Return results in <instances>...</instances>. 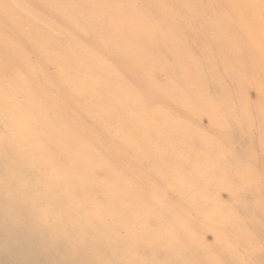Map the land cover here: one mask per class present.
I'll return each instance as SVG.
<instances>
[{
	"label": "bare ground",
	"instance_id": "bare-ground-1",
	"mask_svg": "<svg viewBox=\"0 0 264 264\" xmlns=\"http://www.w3.org/2000/svg\"><path fill=\"white\" fill-rule=\"evenodd\" d=\"M41 1L46 3L47 8L56 15H60L63 11H66L65 5L60 1L57 2V8L54 11H52L53 8L51 5L57 0ZM63 1L66 3L71 0ZM73 1L75 2V5L72 7L73 16L63 20L64 23L62 21H60L61 23H53L50 19L52 16L49 17L45 11L39 9V6L37 7L36 5H30L28 3L32 2V0H28V2L26 0H0V123L3 121L1 117L4 113L11 117V122L10 120L7 121L8 127L5 126L3 128L2 124H0V238L1 240L11 241L14 234L20 239L23 238V243L26 241L30 243V246L32 244L33 246L31 247L37 250L32 253V249L30 250L29 248L31 251L29 253V251H26V246L22 245L20 240V245L24 247L20 246L22 251L19 253L27 259V264H130L128 260L131 258H126L125 254L126 251L129 252V250L133 249H127L124 246L125 240L124 242L120 241L118 235L120 230L129 232L130 234L133 233L135 228H138L134 223L143 222L144 220V217L138 218L137 214L133 212L141 207L150 208L151 205L147 203L146 206L145 201L141 203L143 194L142 187L136 186L132 183L133 181H122V188H125L128 192L123 190L120 194H117L113 189L102 186L101 182L95 180L96 172L92 167V161L89 160L92 157L89 136L76 134L82 129V133L88 131V134L91 135L92 128L86 124L80 128V125L74 119L82 115L89 118L93 117L97 122L98 128L105 135H108V133L116 135L118 133L131 136L133 141H127L128 144H132L133 147L139 145L142 149V154L146 155L144 157H150L148 163L152 161L157 163L155 168L159 173L165 170L166 165L158 157L157 150L154 152L152 149L153 146L155 147L157 141L162 140L164 142L165 145L159 144L160 147H172L174 149L172 155L174 156L180 152L177 145L184 144L186 140L191 143L193 139L192 137L188 139L184 138L183 134L176 131L174 127H165L166 125L152 116L153 110L156 111L157 107H162L165 103H167V107L175 105L176 100L181 95L179 89L175 86L165 88H163V85L156 86L155 91H158L157 94L162 96L159 104L150 103L148 100L144 101V98H142L143 100H139L137 93H129L128 95L124 88L122 89L123 86L121 85L138 84L137 80L133 78L136 76V73L133 72L130 76L119 75V67L125 62H118L116 64L117 67H115L108 62V56L105 55L104 59L98 57L96 50L93 51L90 58L84 57L79 61L80 64L87 65L93 68L95 72H99V79L103 82V91L107 93L106 95L103 97L99 96V91L97 90L102 88H99L100 85L97 81L92 82V89L95 95L88 100L84 98L86 95H78L75 91L59 84L64 80L65 76V82L69 78L67 82L71 86L73 84L76 85L77 81L74 77V71L71 70L73 64L69 63V65H65L66 68H63L62 63L59 62L61 65L59 66V57L52 51V48L58 47L59 36L55 35L57 31L59 33H67L68 31V38L65 36V43H71L72 46L75 42H87L83 38L88 34L89 38L98 35L103 42L105 39L107 46L113 49L116 41L115 38L125 39L127 36H130L128 30L130 23L123 20L136 19L135 17L138 14L137 9L133 8L134 4L132 8H127V5L131 1L135 3L136 1L147 0ZM165 1L186 7H193V14L188 17L184 16L186 25L188 26L187 28L195 37V40L192 39V41L194 43H208V40H210L217 49L216 61L220 59L222 64L225 62V72H231L230 74L228 73L229 76L237 72L229 64L228 59L235 60L239 58L243 63L249 60V64H243L244 68L246 67L243 70V74L254 81L249 91L253 94V98L258 101V108L255 110L264 115V108H262V105L259 107L261 103H264V74L262 71L264 62V24H261L260 21V19L264 18V16L263 18L261 17L264 11L259 13L260 19H257L259 10L256 9L257 11H253L254 8H251L249 11L253 14L249 15L247 14L248 11L245 12V9L242 14H245L246 19L244 21L247 27L242 34L240 33L241 35L237 36L235 32L234 35L227 34L228 28L231 27L230 23L232 24L230 21L236 19L237 21L240 20L239 22H244L241 20V15H238L237 9H235V6H237L235 5V0H231L228 4L227 9L229 12L227 11V15L222 11L223 5L225 4L224 0H207L206 3L209 5L211 11H216L213 12L214 15L212 17L201 15L200 9L206 6V3L202 0ZM247 1L251 2L252 6L254 5V0H238V3H247ZM90 2L93 4L91 10L89 9ZM261 3L264 8V0H261ZM155 6L157 7L155 9L160 15L165 12L170 13L172 8L170 6L162 7L157 4ZM80 8L83 13H79ZM75 14L78 15L75 16ZM216 17H221L225 22H221L222 25L220 22L212 23V19ZM136 20L139 21L138 19ZM170 21L174 24L176 20L172 19ZM45 23H49L48 26L52 23L54 27L49 28L44 25ZM81 23L82 25H80ZM77 24L78 29H74L73 27L77 26ZM177 25L179 26V23ZM81 28L85 32L84 35L80 30ZM142 32H144V35H152L147 31L142 30ZM45 33L49 34V36L46 37ZM50 33H53L55 38H50ZM161 35L164 41L163 44L167 49L173 52L180 50L179 39L176 40L177 38L172 35V31H163ZM178 35L180 36L179 32ZM21 42L23 44L24 42L30 44L33 48L35 55H33L35 57V62L33 61V72L41 78L44 76L46 79L55 80L56 84L52 85V88H54L53 91L48 90L51 94L43 93L42 87H39V91L38 86L36 87L35 83L30 79L32 72L29 70V59L26 57L24 50L25 54H22V51L18 50L19 46L22 45ZM45 42H48L49 47ZM240 43L246 44V46L240 52H236L235 46ZM224 45H228L229 48L225 50L226 52L220 53V51H223ZM44 47H47L49 50ZM129 48L125 55L132 52ZM133 49L135 50V47ZM138 49L140 50V48L136 47V51ZM143 49L142 47L141 50L143 51ZM120 53L124 54V51ZM205 55L211 56L209 53ZM181 57H184L187 65H189L188 59H191V56H187V59L183 54ZM42 60H47L50 63H44V72L40 70ZM147 63L156 66V63L152 60H148ZM243 65L241 67L242 69ZM124 66H128V64L125 63ZM189 66L184 68V75H201L197 68L189 69ZM85 68L82 69L84 74L87 73L90 75L94 73L90 69L88 73V68L86 66ZM207 71L212 73L210 67H207ZM214 77L216 75L212 76V83L220 93L224 94V102L228 103L227 99H232L234 95H238L236 98L240 99L238 100L240 104L243 103V100L246 101L245 96L242 94L249 87L246 84L245 78L242 79L236 74L235 78H230L229 82H226L222 78ZM140 78L139 82H144L145 85L148 84V75ZM9 79L11 83H9L10 85H6V80ZM259 81L263 83L261 84ZM126 85L125 89L127 90ZM238 85L239 94L236 92ZM128 87L131 89L129 85ZM143 89L145 90L146 88ZM195 89L200 94L205 88H194V93ZM39 93H43L44 96L40 97ZM93 101L98 106H94ZM73 102L79 106L76 107L78 110L80 108L82 109L81 111L79 110L81 112L80 114H77L78 112L75 110V106L72 104ZM211 108H214V106L212 105ZM119 115H124V117L120 119L118 117ZM161 123L164 125L163 127L167 133L161 130ZM147 133L150 135H147ZM143 136L151 137L152 147L145 141ZM74 145L80 147L76 152L75 150L73 152ZM101 148H104V154L110 153L108 146L102 145ZM81 153H85L87 159L83 158ZM262 155L261 164H257L255 159L257 157H253L254 159L251 160L252 162L249 163L247 168L250 173L248 172L246 178H253L251 182L254 184V179H257L258 176L264 177V149ZM162 158L165 163L171 162V159L168 157ZM188 158L192 159L191 156ZM130 162H136V159ZM148 163L144 165L149 166L148 169H150L152 166ZM130 164L132 169L125 167L126 169L117 170L116 175H111V172H109L107 173V179L112 180L113 176V179H115L117 175L120 176L125 172L128 174L134 172L136 175L137 171H140V162L138 164ZM233 164L235 165V163ZM106 169L107 167H104V170ZM104 170L101 169V171ZM243 176L245 179V175ZM242 182L243 184L245 183V186L250 183V181L247 182L246 180ZM96 186H100L103 189L101 197L104 200L111 198V203L114 206L124 207L122 209L124 213H120L119 211L112 213L109 207L110 204L103 205L104 202L94 200L93 189ZM232 187L234 188V186ZM130 192L132 193L130 194ZM182 197H191L190 199L192 201L198 202L200 207L197 208L199 211H204L205 206L202 202V204L199 202V197L195 198L194 196L184 194H182ZM263 197L262 195L261 199L263 200H260L262 204H264ZM125 202L128 203L129 207L126 206ZM259 211L262 212L260 209ZM113 214L114 216H111ZM123 216L124 218H122ZM126 220H128L127 223L125 222ZM158 236L159 234L155 233L152 237V240L155 239V242L153 241V244L150 242L146 248H150L154 244L162 243L164 245L165 243L160 241ZM17 242L19 243V240ZM100 244L104 245L107 251ZM183 244L185 246L186 241H183ZM26 245L29 247V244ZM207 245L204 252L205 255L203 254L201 256L198 253L204 263H206V259L209 261V258H205V256H210L209 252H211V249H209L211 248L210 243ZM114 249L116 250L115 252ZM17 257L19 259L18 255ZM112 258L114 259L112 260ZM151 258L155 259L149 261L142 258L139 263L159 264L160 261L156 259L157 257Z\"/></svg>",
	"mask_w": 264,
	"mask_h": 264
},
{
	"label": "rangeland",
	"instance_id": "rangeland-1",
	"mask_svg": "<svg viewBox=\"0 0 264 264\" xmlns=\"http://www.w3.org/2000/svg\"><path fill=\"white\" fill-rule=\"evenodd\" d=\"M26 1L28 2V0ZM59 1L66 7V11H63L60 15L51 12L50 9L47 8L46 3L41 0H32V2L28 3L30 5H36L37 7L39 6V9L45 11L49 17L52 16L50 19L53 23H59L60 21L64 23L63 20L73 16L72 7L75 5V2L71 0L65 3L63 0H57L51 5L53 8L52 11L57 8L56 4ZM202 1L205 3L207 2V0ZM230 1L231 0H224L225 4H222V11L225 14L227 11L229 12L227 8ZM235 2V5H237L235 9H237L238 15H241L242 21L246 19L245 14H242L245 9V12L248 11L247 14L249 15L253 14L249 11L251 8H254L253 11L259 10L258 15L264 11L262 6L263 2L261 3V0H254L253 4L255 6H252L249 1H247V3H238V0H235ZM89 4V9L91 10L93 4L91 2ZM133 4V8L137 9L138 13L135 18L139 21L134 18L123 20L130 23V25H128L130 36H127L128 40L127 38H115L116 41L113 49L107 46V41L104 39L103 42L98 35L89 38L87 34L83 38L87 42H75L73 46L71 43L67 44L65 43V36L68 38L67 29V33H59L58 31L55 33V35L59 36V43L57 48H52L53 53L59 57L58 63L61 62L63 68H66L65 65H69V63L73 64L71 70L74 71V77L77 81L76 85L73 84L71 86L67 82L69 78H67L65 82V76L64 80L59 84L75 91L78 95H86L84 98L87 100L95 95L92 89L93 81H97L100 85L99 88H102L97 90L99 91V96L103 97L107 94L103 91V82L99 79V72H95L93 68L87 65L80 64L79 61L84 57L90 58L95 50L98 52V57L104 59L105 55L108 56V62L115 67H117L116 64L118 62H125L128 64V66H124L125 63L120 65V69L118 70L119 75L130 76L133 72L136 73V76L133 78L137 80L138 84H128L131 89H129L126 84L121 85L123 86L122 89L124 88L128 95L129 93H137L139 100L144 98V101L148 100L150 103L159 104L162 96L157 94L158 91H155L156 86L163 85V88L175 86L181 92L175 105L167 107V103H165L162 107H157L156 111L153 110L152 116L166 125L165 127H174L176 131L183 134L184 138L188 139L192 137L193 142L190 143L186 140L184 144L177 145L180 152L173 156L172 153L174 149L172 147L168 146L164 148L159 146V144L165 145L162 140H158L156 143L158 145L155 144L154 147L151 137L143 136L145 141H147L151 147L153 146L152 149L154 152L157 150L158 157L162 159L161 161L166 165L165 172L162 171L159 173L156 171L155 167L157 163L154 161L148 163L150 157H144L146 155L142 154V149L139 145L133 147L132 144H128L127 141H133L131 136L118 133H116V135L113 133V135H111V133L105 135V133L98 128L97 122L93 117L89 118L82 115L74 119L78 122L77 124L80 125V128H82L84 124L92 128L91 135L88 134V131L82 133V129L76 134L80 136H89L90 151H92V157L89 160L92 161V167L96 172L95 180L101 182L102 186L113 189L117 194H120L123 190L128 192L125 188H122V181H133L132 183L136 186L142 187L141 190L143 194L140 192L142 194L141 203L145 201L144 203L146 206L147 203L151 205L150 208L141 207L133 212L137 214L138 218L144 217L143 222L134 223L138 228H135L133 233L130 234L129 232L120 230L118 239L123 242L125 240L124 246L127 247V249H133L129 250V252L124 249V251H126L125 257L131 258L128 260L130 264H138L142 258L153 261L152 259L155 258L151 257H157L156 259L160 261L159 264H264V204L261 203L263 200L261 196H264V177L258 176L257 179H254L255 184L251 182L253 178H246L249 172L247 168L249 163L252 162L251 160L254 159L253 157L258 158H255L257 164L262 163V152L264 149V115L255 110L258 108V101L253 98V94L249 91L254 81L243 74V70L246 68H244L243 64H249V60L243 63L239 58L235 60L228 59L229 64L233 66V69L237 72L229 76L228 73L230 74L231 72H225V62L222 64L220 59L216 61L215 56L217 49L210 40H208V43H194L192 39L195 40V37L187 28L188 26L184 18V16L188 17L193 14V7L177 5L165 0H147L136 1L135 3L131 1L127 5V8H132ZM156 4L162 7H172L170 10L171 12H165L161 14V16L155 9L157 8L155 6ZM86 11L88 12L87 9ZM213 12L216 11L213 10ZM213 12L207 3L206 6L200 9L201 15L204 16L212 17L214 15ZM79 13H83L81 8ZM98 13L100 14V12ZM150 13L151 15H149ZM153 14L156 15L154 16ZM262 14H264V12ZM262 14L261 17L263 18L264 15ZM77 15L78 14H75V16ZM258 15L257 19H260V15ZM172 19L176 20L174 24L170 21ZM239 21L236 19L230 21L234 24L233 27L235 29L230 23L231 27H229L231 29L228 28V35H234L236 33L235 35L238 36L244 32L247 25L245 21ZM260 21L261 24H264V18L260 19ZM211 22H220L221 24V22H225V20L221 17H216L213 18ZM178 23L179 26L177 25ZM48 24L49 23H45L44 25L49 28L54 27V24L51 23L49 26ZM80 25H82V23ZM73 28L78 29V24ZM82 29L83 28L80 30L84 35L85 32ZM85 29L89 31L88 28L85 27ZM142 30L152 35H144ZM166 30H169V32L172 31V35L177 38L176 40L179 39L181 46L179 51L176 50L173 52L167 49L163 44L164 41L161 38V34ZM45 36L48 37L49 34L45 33ZM50 38H55L53 33H50ZM22 42L21 46L23 48L19 46L18 50H21L22 54L25 51L26 57L29 59V70L32 72L30 79L35 83L36 87L38 86L39 91V87H42L43 93L51 94L54 89L52 85L56 84L55 80L48 78L47 80L44 76L41 78L38 74L36 75L33 72V61L35 59L33 48L30 44L24 42V45ZM45 43L49 47L48 42ZM245 46L246 44H237L235 46V51L240 52ZM25 47L26 49H24ZM133 47H135V50ZM136 47L140 48V50L138 49V51H136ZM142 47L144 48L143 51L141 50ZM44 48L47 49V47ZM128 48L132 52L125 55ZM227 48H229L228 45H224L223 51H220V53L226 52L225 50H227ZM71 51L73 52L71 53ZM121 51H124V54H121ZM207 53L211 54V56L205 55ZM183 54L186 58L187 56H191V59L187 58L190 66L187 65L185 58L181 57ZM148 60L154 61L156 66L149 65L147 63ZM44 63L50 64L47 60H42L40 68L42 72H44ZM242 65L243 69L241 68ZM59 66H61L60 63ZM85 66L88 68V73L89 69L94 71V73L90 75L87 73L84 74L82 69H86ZM188 66L189 69L197 68L201 75H184V68ZM207 67H210L212 73L207 71ZM262 68L264 74V62ZM212 74L216 75L214 78H222L226 82H229L230 78H235L236 74L242 79L245 78L246 84L249 87L247 89L248 91L246 90L245 93L242 94L245 96L246 101L243 100V103L240 104L238 101L240 99L236 98L238 95H234L232 99H227L228 103L224 102V94L220 93L212 83ZM146 75H148L149 79L147 85H145L144 82H139L141 79L140 77H146ZM71 78L73 79V77ZM238 79L240 78L238 77ZM9 80H6V85H10L9 83H11V80ZM259 83L262 84L263 82L259 81ZM125 85L129 92L125 89ZM198 87H204L205 89L203 92H200V94L195 89L194 93L193 89ZM143 88L146 89L144 90ZM256 88L258 87L256 86ZM48 90L51 92H48ZM236 92L239 94V85L237 86ZM43 93H39L40 97L44 96ZM92 103L93 105L95 104L94 106H98L96 102L94 103L93 101ZM72 104L75 106L74 108L78 112L77 114H80L82 109L80 108L79 111L78 108H76L79 106L74 102ZM212 105L214 108H211ZM261 105L262 108H264V103H261L259 107ZM8 117L9 116L5 113L1 117L3 121L0 124H2L3 128L5 126L8 127L7 121L11 119V117H9V119ZM118 117L121 119L124 115H119ZM162 123L160 125L161 130L167 133ZM147 135L150 134L147 133ZM109 139H111V141H109ZM75 145L73 147V152L74 150L76 152L80 148ZM102 145L109 147V154L103 153L105 151L104 148H101ZM81 156L87 159L85 153H81ZM190 156L193 160L188 158ZM162 157L170 158L171 162L165 163ZM135 159L136 162H130L132 160L135 161ZM139 162L140 171H137L136 175L134 172L131 174L125 172L120 176L117 175L115 179H113L114 176L112 180L107 179V173L111 172V175H116L117 170L126 169L125 167L132 169L130 163L138 164ZM145 163H148L152 167L148 169L149 166L144 165ZM233 163H235V165ZM186 165L188 166L186 167ZM104 167H107V169L104 170ZM101 169L104 171H101ZM243 175H245V179ZM245 180L247 182L250 181L246 186L245 183L243 184L242 182ZM232 186H234V188ZM131 193L132 192H130V194ZM102 194L103 189L100 186H96L93 189L94 200L104 202L103 205L110 204L109 207L112 213L115 211L124 213L122 212L123 206H114L111 203V198H109V200H104V198L101 197ZM182 194L191 195L195 198L199 197V202H202L205 206L204 211H199L197 208L200 207L198 202L192 201L190 199L191 197L184 198ZM125 204L129 207L128 203L125 202ZM206 204L209 207H207ZM259 209L262 210V212L259 211ZM111 216H114V214ZM122 218H124V216ZM125 222L127 223L128 220ZM153 233L159 234V240L165 244H154L151 245L150 248H146L150 242L151 244L155 242V239L152 240ZM16 238L19 237H16L14 234L12 238L13 241H5L0 238V264H27V259L24 255L19 253L22 251L20 247L22 245L26 246V251H29V253H31V251L34 253L37 250L31 247L33 245L31 244L30 246L29 242L25 241V243H23V238ZM18 240L19 243L17 242ZM20 240L22 245H20ZM183 241H186L185 246ZM209 243L211 247L209 248L211 249V252H209L210 256H205V258H209V261L206 259V263H204L199 255H205L204 252ZM18 244L19 246H17ZM26 244H29V247H27L28 245ZM100 245L107 251L104 245ZM29 248L32 250L30 251ZM115 251L114 249V252ZM17 255L19 259L18 257L16 258ZM113 259L114 258H112V260Z\"/></svg>",
	"mask_w": 264,
	"mask_h": 264
}]
</instances>
